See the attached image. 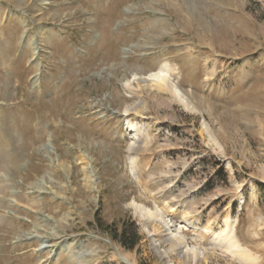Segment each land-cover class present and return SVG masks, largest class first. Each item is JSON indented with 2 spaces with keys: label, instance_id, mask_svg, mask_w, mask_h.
<instances>
[{
  "label": "rangeland",
  "instance_id": "rangeland-1",
  "mask_svg": "<svg viewBox=\"0 0 264 264\" xmlns=\"http://www.w3.org/2000/svg\"><path fill=\"white\" fill-rule=\"evenodd\" d=\"M0 264H264V0H0Z\"/></svg>",
  "mask_w": 264,
  "mask_h": 264
},
{
  "label": "bare ground",
  "instance_id": "bare-ground-1",
  "mask_svg": "<svg viewBox=\"0 0 264 264\" xmlns=\"http://www.w3.org/2000/svg\"><path fill=\"white\" fill-rule=\"evenodd\" d=\"M151 76L155 78L156 82H154L153 84L147 85L146 86L147 88H150V87L156 88V89H158L160 91H164V92L169 91L173 95L177 96L178 98H180L182 100L181 92H180L179 88L172 82L167 66L162 67L158 71V73L152 74ZM132 128H134V126H132ZM225 233L229 236H232V235L234 236V230L233 229L227 230V231H225ZM175 240L173 238H170L168 240V242L171 243L170 247L173 251H176L178 244L181 243L178 240H176V242L178 243L177 244L175 242ZM179 257H181L183 260L186 258L187 259H193V260L198 259L196 251H193V250L191 251V253L188 250L185 253H180Z\"/></svg>",
  "mask_w": 264,
  "mask_h": 264
},
{
  "label": "trees",
  "instance_id": "trees-1",
  "mask_svg": "<svg viewBox=\"0 0 264 264\" xmlns=\"http://www.w3.org/2000/svg\"><path fill=\"white\" fill-rule=\"evenodd\" d=\"M112 237L115 241H117L127 249H134L138 245L137 235L134 233H128L126 230H123V232L119 235L118 232H115Z\"/></svg>",
  "mask_w": 264,
  "mask_h": 264
}]
</instances>
